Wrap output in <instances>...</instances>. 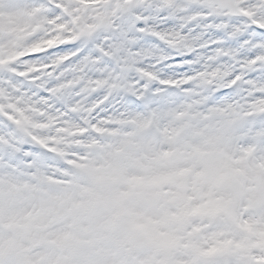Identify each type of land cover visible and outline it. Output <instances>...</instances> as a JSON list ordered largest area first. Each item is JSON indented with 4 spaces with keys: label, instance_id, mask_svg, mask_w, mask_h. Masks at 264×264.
<instances>
[{
    "label": "snow or ice",
    "instance_id": "obj_1",
    "mask_svg": "<svg viewBox=\"0 0 264 264\" xmlns=\"http://www.w3.org/2000/svg\"><path fill=\"white\" fill-rule=\"evenodd\" d=\"M74 2L91 7L107 0ZM112 3L120 6V19L100 17L99 20L110 32H115L116 42L98 47L84 63L114 64L116 71H107L110 79H117L124 63L122 51L144 45L140 54H157L154 66L140 69L145 81L157 85L153 94L163 96L171 89L185 96H201L200 102L212 106L196 115L203 121L213 117L219 120L193 132L200 139L197 144L189 145L192 166L175 173L150 178L115 172L101 175L97 174L98 169L76 163L85 179L101 186V190L85 189L87 200L74 205L93 217L94 226L79 232L54 233L50 239L41 237L39 243L45 251L39 260L16 239H0V264H264V126L245 130L246 135H240L239 117L232 118L233 101L239 100L252 105L240 113L249 123L264 119V107H261L264 63L245 51L264 38V24L254 25L250 36L234 34L230 38L223 26H217L206 12L193 18V13L199 10L187 8L182 0H112ZM56 7L59 12L63 4L57 2ZM44 12L36 0H0V24L37 20ZM242 15L250 17L253 13L242 9ZM49 22L55 24L56 20ZM92 27L84 25L81 31L87 33ZM77 54L76 50L58 49L56 63L45 64L33 58L35 66L26 70L8 66L15 57L0 58L3 66L0 67V128H15L28 121L29 113L43 116L47 109L55 118L65 121L69 116H79L84 125L75 130L77 134H84L90 128L101 136L115 135L112 129L102 126L115 122L97 115L107 111L104 104L110 101L102 103L98 99L93 103L78 92L69 95L64 91L78 86V79L75 76L66 79L61 68ZM82 67L77 64L67 71L78 74ZM199 78L210 82L209 95L203 96L194 87L193 81ZM98 82L87 79L93 87ZM190 110L191 105L177 110L174 98H168L163 110L152 117L159 119L164 112L171 111L179 118L190 115ZM127 122L134 124L139 134L149 127L152 119ZM187 128L189 125L185 124L162 130L174 141ZM127 147L140 146L129 141ZM0 150L23 151L26 166L35 172L33 176L0 172V231L23 234L39 214L36 205L26 208L24 201L34 198L32 194L41 192L46 183L57 182V178H49L43 172L47 164L30 152L27 145L21 148L4 131H0ZM173 154L163 151L161 156L168 158ZM79 159L87 160V157ZM67 163L72 165L73 161ZM117 178L127 185L126 190H107ZM165 185H173L175 190L166 189ZM62 196L42 193L40 207L63 203Z\"/></svg>",
    "mask_w": 264,
    "mask_h": 264
},
{
    "label": "clouds",
    "instance_id": "obj_2",
    "mask_svg": "<svg viewBox=\"0 0 264 264\" xmlns=\"http://www.w3.org/2000/svg\"><path fill=\"white\" fill-rule=\"evenodd\" d=\"M62 3L63 9L59 12L56 3ZM189 9L195 8L199 11L193 13V18L206 12L212 17L217 26H223L227 35L231 38L234 34L251 35L254 25L264 24V0H182ZM36 3L43 6L45 12L37 20H20L13 24L4 22L0 24V58L8 60L15 57L8 66L26 70L34 67L33 58H38L45 64L56 63V50L65 49L68 52L77 51V55L68 63L61 66L66 72V79L74 76L78 79L77 87L65 89L71 95L78 92L85 100L95 102L96 100L110 101L104 104L106 112L97 113L102 119H108L115 123L102 125L112 129L115 135H98L89 130L84 134H77L76 129L84 125V121L79 116H69L62 120L55 118V114H50L44 109V115L33 112L29 113L28 121L17 125L15 128L5 126L0 128L10 139L21 145L28 146V150L39 156L47 167L43 172L49 178L56 177L57 182L46 183L41 188V192L32 194L34 198L24 201L26 208L36 205L39 214L32 221L31 227L26 233L19 234L7 229L0 231V239H16L25 247L30 249V255L39 260L44 253V247L39 243L40 238L58 232H79L83 229H90L94 226L93 217L83 209L74 205L87 200L85 189L96 188L101 190V186L92 185L89 180L82 176V169L76 167V163L87 164L94 169H98L97 174L123 173L125 176H164L180 171L183 168L191 167L192 160L189 159L191 148L199 142V137L193 135L205 124H215L218 117H213L209 121L200 119L197 113L206 112L212 105L200 102L201 96H185L178 90H167L163 96L153 94V89L157 85L153 81H145L140 74V69H149L157 61L156 53L145 52L140 54V49L144 45H137L128 51H122L121 58L123 66L117 73V79H110L108 69L116 71L114 64L97 65L94 63H84L86 58L93 55L98 47L111 46L116 42V34L110 32L108 27L100 23V17H110L120 19V6L107 0L98 6H83L74 0H36ZM67 9V11H64ZM242 9H247L253 13L250 17L242 15ZM68 12L71 15H68ZM58 17V18H57ZM56 23H50L51 20ZM59 24L65 27L60 29ZM84 25L93 26L92 30L83 33L81 29ZM49 41H55L50 45ZM69 41L68 44L62 43ZM264 38L245 49L248 54H255L257 59L264 63ZM39 47L40 52L32 51ZM158 47V46H157ZM81 64V73L68 72L71 66ZM3 67V66H0ZM83 69H87L83 71ZM43 76L44 73H41ZM94 78L99 81L95 87L87 83V79ZM195 88L203 96L210 94V82L203 78L193 81ZM139 94V95H137ZM168 98H174L175 107L181 110L185 105H191L190 115L177 116L169 111L164 112L159 119L152 117L153 113L163 110ZM233 116L239 117L240 135H246V131L264 126V119L249 123L247 118L240 116V113L247 111L252 105H247L239 100L233 101ZM264 107V105H261ZM50 116L52 118H50ZM136 118L152 119V123L143 133H137L136 126L127 121ZM189 125L180 136L174 141L162 130L164 128H180ZM246 130V131H245ZM35 141H43L40 144ZM139 145L138 149L127 147V142ZM170 151L174 154L171 157L163 158L161 153ZM63 153V155H61ZM87 157V160H80L79 157ZM73 161L72 165L67 162ZM0 172L11 174H24L33 176L35 172L26 166V156L23 151L0 150ZM66 174V175H65ZM66 180V183H59ZM127 185L120 179L111 182L107 190H126ZM166 189L175 190L173 185H165ZM56 197L63 194V203L46 204L40 207L41 194ZM164 204V201H160ZM175 211L174 208L171 209ZM62 217V219H60ZM7 222V221H5ZM33 241L36 243L33 244Z\"/></svg>",
    "mask_w": 264,
    "mask_h": 264
}]
</instances>
